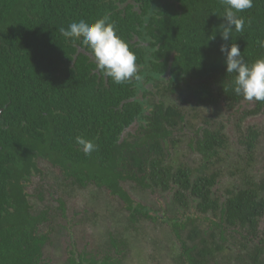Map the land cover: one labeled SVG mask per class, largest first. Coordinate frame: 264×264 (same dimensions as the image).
Wrapping results in <instances>:
<instances>
[{"label":"trees","instance_id":"1","mask_svg":"<svg viewBox=\"0 0 264 264\" xmlns=\"http://www.w3.org/2000/svg\"><path fill=\"white\" fill-rule=\"evenodd\" d=\"M224 7L223 0H0V239L7 237L0 264H38L46 241L38 227L47 212H32L24 185L39 171V158L58 167L74 191L89 183H115L109 186L112 193L124 197L127 193L118 182L135 173L123 174L119 168L147 169L140 176L141 185L152 188L153 183L164 190L170 181L179 184L190 190L198 210L193 215L199 219L208 221L204 215L219 214L230 226L250 224L257 235L258 219L264 215V177L252 180L242 168L237 171L244 181L241 187L225 189L222 201L212 194L222 175L207 170L222 160L220 150L227 147L222 127L195 132L193 148L201 155L202 167L192 169L181 161L174 167L175 159L166 157L178 156L175 146L181 136L175 135L182 133L191 104L199 108L221 98L232 113H240L238 122L264 107V102L255 101L256 106L240 112L244 99L233 91L235 74H227L220 52L222 44L236 43L247 62L264 57V48L257 44L264 40V0H253L250 9L237 13L244 28L233 30L228 41L219 31L226 23ZM105 15L135 52L139 81L116 84L95 71L91 50L79 41L74 45L59 31L72 22L91 23ZM168 69L170 74L163 77ZM151 76L160 77L162 92L156 91L158 83L150 85ZM182 87L188 88L185 98L178 96ZM154 93L157 99L149 98ZM175 93L176 98L165 97ZM150 105V117L144 118ZM142 119L148 120L147 127L136 131L143 142L128 143L125 129ZM77 136L93 140L96 150L85 155ZM243 136L240 143L252 149L256 130L249 125ZM146 175L150 182H144ZM177 192L180 195V189ZM63 206L61 202L62 212ZM183 206L188 209L186 200ZM170 224L182 246L177 264H209L218 254L233 253L224 236L218 242L209 234L208 240L199 236L197 227L187 247L179 234L181 219ZM252 248L246 254L248 262L241 257L239 264H264V232Z\"/></svg>","mask_w":264,"mask_h":264},{"label":"flooded vegetation","instance_id":"2","mask_svg":"<svg viewBox=\"0 0 264 264\" xmlns=\"http://www.w3.org/2000/svg\"><path fill=\"white\" fill-rule=\"evenodd\" d=\"M169 74L170 72L168 69V71L163 73L162 76L164 77V75ZM150 78H153V80L150 81L151 85V82L157 84L160 77L151 76ZM162 83L163 82L158 83V88L156 87V91L162 92ZM187 95L188 88L182 87L178 91V96L185 98ZM192 96L193 95L191 93V96L188 97L191 99V102L194 103L195 101H193ZM165 97H167L168 100L171 98H176V93L168 96L166 94ZM149 98L157 99V97H155V93ZM241 104L244 105L241 108V111L244 108L247 109L249 107L256 106L255 101L249 102L242 100ZM222 105L228 112L226 119H229V117L234 114L232 113L233 110L227 109L221 98L217 100L216 104L201 105L199 108H195V104H191L190 107L186 109V114L190 118L191 115L195 116L202 109L215 110ZM149 107L150 108L143 114L145 116L144 118L149 119L150 117L148 112L152 109V105ZM257 115H260L264 118V107L256 110V112L253 114L247 115L246 118H261L256 117ZM203 117L205 122L196 128L190 127L191 125H189L188 122L189 118H187L188 120L186 119L183 124V130L180 131L182 132V135H175V137L181 136V139L185 138L186 142L184 146L189 149L191 153H194L193 156H199L200 159V153L195 151L193 148L197 138L195 132L198 130L200 133L204 127L210 128L212 130L222 127L221 122L218 120L214 121L213 123L207 122L209 120V115L204 114ZM211 118L212 120L216 119L213 115ZM147 121V119L139 120L126 128L127 130L125 129L124 134H126V140L128 143L134 144L143 142L142 137H140L141 133L137 132L136 130H138L141 126H143V129H145V127H147ZM227 122L228 121L226 120L222 123L227 126ZM250 126L256 130L257 138L253 142L254 146L252 149L248 150L246 146L243 145L247 163L250 162L249 165L253 159L256 141L260 134L256 126ZM199 127H201V129H199ZM127 132H129L131 135H129ZM179 143L180 142H178L175 146L177 151L179 149ZM189 144L192 147L189 146ZM235 145L236 144H234V146ZM170 146H172V143H170ZM238 147V145L235 146L236 149ZM220 151L224 154V156L227 155L225 147ZM166 157L173 159L175 155L172 153L171 156L168 155ZM201 163L202 159L198 167H202ZM43 165H45L46 168H43ZM36 166L38 167L39 171L32 172L27 177L28 180H26L27 182L24 185V189L25 193L27 194L28 204L32 206V212L35 215L43 209H45L47 212V219L41 222L38 227V230L46 235V241L43 242L38 264H160L154 253H148V251L145 252L144 250H141L137 254L125 256L129 250L128 246H131V237H129L127 240V234L123 231V233L120 234L117 232H112L110 229V231L106 230L105 232L96 233L90 222L97 218V213L100 209H103L104 212H109L112 215H117L121 212H124L126 214L125 218L128 220L127 224L132 223L133 221L135 222L139 219H145L143 221H148V224L157 221L158 223L161 222L162 227H167V231L170 232L172 236L168 240L174 239L175 241L177 240L175 238L174 232L172 231L170 223L173 222V220L175 221L176 219H181L183 224L182 227L179 228V234L186 243L187 247L192 246V241L189 238V235L195 231V227L198 228L199 236L206 239L209 238V234H213L215 241L218 240L219 242L220 238L224 236V243L227 247L233 250V255L231 254L232 257L231 255H226L225 253L222 254V256H219L220 254H218V257L210 260L209 264H239L238 261L241 257H244V262L247 263L248 258L246 254L253 249L252 247L254 245L259 243V238L263 237V231L259 230V221L264 215L258 219L256 230L257 235H253V230L250 224L245 223L242 225L238 223L235 226H230L225 222V217L221 216L224 217L221 218L219 214L217 216H212L210 214L204 215L205 217L209 218V220H201L197 217V215H193L194 212L197 214L198 210L195 208L196 201L192 200L190 190H183L179 184L173 183L172 181L169 182L168 188L164 190L160 186H157L153 183H151L152 188H149L148 185H141L139 183V179H141L140 176L147 169L145 171L143 170L144 172H139L138 168H133L132 166H127V168H119L123 174L130 172L135 173V176H132L131 179L127 178L126 180H119L118 182V185H120L127 193L128 197L126 196V199L123 194L120 195L117 193H112L109 186L115 183H105L100 187L89 183L82 188L77 187V191H74V189L70 188L72 186H69V180L67 181V179H64L65 176L58 167H52L51 164L43 158H39L37 160ZM176 166H178V164ZM55 172H57L58 177L56 179H54L56 177ZM96 174L97 173H95V175ZM147 176L148 175H146V177ZM48 177L49 181H47ZM192 177H194V175L191 176V178ZM149 178L150 177L148 176L146 180L143 179L144 182H150L151 180ZM35 179L37 180V183H33ZM213 188L214 186L212 187V194L214 193ZM179 189L180 195L177 192ZM82 191H85V199L82 198L81 194H78V192ZM159 194L165 195V199L167 200L166 203L158 202L156 200L155 204L153 205V201L150 199V197ZM100 198L104 199L108 205H104L100 201ZM182 200H186L188 202V209L183 208L184 206ZM61 202L64 204L63 212L60 208ZM51 204L55 205L58 216H55L49 207ZM37 206H40V208L36 209ZM129 212H132V216ZM85 219H87L88 222H84L83 220ZM106 223H108L111 228H113L112 221H107ZM132 228L133 226L129 225L126 230L131 233ZM199 236H196V241L200 239ZM178 244L181 248V243L178 242ZM4 246L7 247V237L4 240L0 239V250L3 253H5ZM60 248H63V252H61ZM55 252L61 256L59 261H57ZM180 253L181 251L179 254ZM260 258L262 259V262H264V253L260 255Z\"/></svg>","mask_w":264,"mask_h":264},{"label":"rangeland","instance_id":"3","mask_svg":"<svg viewBox=\"0 0 264 264\" xmlns=\"http://www.w3.org/2000/svg\"><path fill=\"white\" fill-rule=\"evenodd\" d=\"M243 106L244 105H242V107ZM204 114L209 115V120L207 121L209 123H213L217 120L221 122L223 133H225V136L227 138V155L224 156V154L221 152L220 155L222 156V160L213 163L207 170L208 173H211L212 171H218L219 173H221L222 176L218 179V182L214 186L213 191L214 194L219 196L222 200L225 197V189L229 188L233 190L236 189L237 186L241 187V185H243L244 181L241 179V171L237 172L238 170H242V168L245 169V171L247 172V176L252 180H259L260 178L264 177V118L260 115H257L256 117L261 118L247 119L244 117L241 122H238L240 113H234L229 117V119H226L228 112L222 105L215 110L202 109L195 116L191 115L188 120L191 124L190 127L196 128L199 125L203 124L205 122L203 119ZM212 115L216 119L212 120ZM225 119L228 121L227 126L222 123L223 121H226ZM236 121L239 125V128L237 127ZM249 125L256 126V128H258L260 132L259 137L256 141V146L253 152V159L250 165L247 163L245 149L240 143V140L244 137V130ZM238 129H240L241 132H237ZM180 140L181 143L178 149V156L173 158L175 159V162H173L172 165L175 167L178 162L181 161L185 165L190 166L192 169L196 168L198 165H200V157L193 156L194 153H191L190 150L184 146L186 142L185 138H182ZM234 144L238 145L239 147L236 149V145L234 146ZM169 161H171V159ZM43 168H46V166L43 165ZM232 173L235 174V176H231ZM55 175L56 177L54 179L58 178L57 172H55ZM47 181H49V177ZM33 183H37V180L35 179ZM84 192L85 191L78 192L79 195L81 194L83 199H85ZM150 199L153 201V205L155 204L156 200L162 203H166L167 201L165 199V195L163 194L151 196ZM100 201L104 205H108V203L104 199L100 198ZM49 207L51 208L54 215L58 216L55 205L51 204L49 205ZM39 208L40 206L36 207V209ZM125 216L126 214L124 212H121L117 215H112L109 212H104L103 209H100L98 210L97 218L93 219L90 224L94 231H96V233L105 232L106 230L110 231L111 229L112 232H117L120 234L125 232L127 234V240L129 237H131V246H128L129 250L125 256L137 254L141 250H144L145 252L148 251V253H154L160 264H177L175 257L179 255L181 248L178 244V241H175L174 239L168 240L172 236L170 232L167 231V227L163 228L161 222L158 223V221L154 223L149 222L150 224H148V221H143L145 219H139L135 222L133 221L132 223L127 224L128 220L125 218ZM83 221L88 222L87 219ZM107 221H112V227L114 229L111 228L108 223H106ZM129 225L133 226L131 233L126 230ZM259 230L264 232V216L260 218ZM62 245L64 246L63 243ZM60 250L61 252H63V248H60ZM55 254L57 261H59L61 259V256L56 252Z\"/></svg>","mask_w":264,"mask_h":264},{"label":"clouds","instance_id":"4","mask_svg":"<svg viewBox=\"0 0 264 264\" xmlns=\"http://www.w3.org/2000/svg\"><path fill=\"white\" fill-rule=\"evenodd\" d=\"M223 4V18L226 23L220 25L219 31L221 38L228 41L233 30L243 31L245 21L237 13L250 9L253 0H223ZM59 31L74 45L79 41L81 46L89 48L95 62V71L110 77L116 84L141 79L135 52L117 34L115 24L107 15L91 23L81 19L79 22L70 23L67 28L61 27ZM213 38L214 36L211 39ZM257 44L264 48V40H258ZM220 52L225 58L227 74H235L231 82L235 94L249 102H264V57L249 63L236 43H231L230 46L222 44ZM75 140L85 155L96 150L97 145L91 139L77 136Z\"/></svg>","mask_w":264,"mask_h":264}]
</instances>
